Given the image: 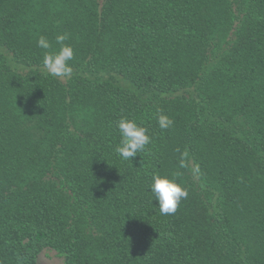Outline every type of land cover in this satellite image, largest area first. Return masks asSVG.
<instances>
[{
	"label": "trees",
	"instance_id": "obj_1",
	"mask_svg": "<svg viewBox=\"0 0 264 264\" xmlns=\"http://www.w3.org/2000/svg\"><path fill=\"white\" fill-rule=\"evenodd\" d=\"M65 33L72 72L56 78L37 41L55 52ZM122 117L151 138L131 161ZM177 172L187 198L161 215L151 175ZM44 248L264 264V0H0V264Z\"/></svg>",
	"mask_w": 264,
	"mask_h": 264
},
{
	"label": "clouds",
	"instance_id": "obj_2",
	"mask_svg": "<svg viewBox=\"0 0 264 264\" xmlns=\"http://www.w3.org/2000/svg\"><path fill=\"white\" fill-rule=\"evenodd\" d=\"M67 39V33L55 37L56 44L60 45L59 50L55 52L47 51L51 48V44L44 36H41L37 41V47L46 50L42 60L43 67L49 75L56 78L65 77L72 72L69 61L73 59V50L64 44ZM157 124L160 129L166 130L171 128L173 120L160 114L157 116ZM116 128L119 143L115 148V153L125 161H131L132 158L137 157V153L143 152L146 146L151 143L150 136L146 134L147 129L139 126L134 120L122 117L117 121ZM179 175V172L174 173L171 179L158 173L151 175L148 192L161 215L174 214L181 200L187 198V190L176 182Z\"/></svg>",
	"mask_w": 264,
	"mask_h": 264
},
{
	"label": "rangeland",
	"instance_id": "obj_3",
	"mask_svg": "<svg viewBox=\"0 0 264 264\" xmlns=\"http://www.w3.org/2000/svg\"><path fill=\"white\" fill-rule=\"evenodd\" d=\"M37 264H65L64 255L52 248H44L38 253Z\"/></svg>",
	"mask_w": 264,
	"mask_h": 264
}]
</instances>
